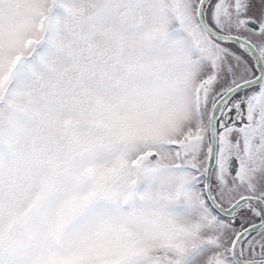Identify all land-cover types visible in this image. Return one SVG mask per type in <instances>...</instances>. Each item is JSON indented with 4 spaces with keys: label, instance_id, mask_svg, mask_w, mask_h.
I'll use <instances>...</instances> for the list:
<instances>
[{
    "label": "snow or ice",
    "instance_id": "snow-or-ice-1",
    "mask_svg": "<svg viewBox=\"0 0 264 264\" xmlns=\"http://www.w3.org/2000/svg\"><path fill=\"white\" fill-rule=\"evenodd\" d=\"M0 264H264V0H0Z\"/></svg>",
    "mask_w": 264,
    "mask_h": 264
}]
</instances>
